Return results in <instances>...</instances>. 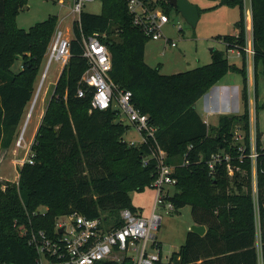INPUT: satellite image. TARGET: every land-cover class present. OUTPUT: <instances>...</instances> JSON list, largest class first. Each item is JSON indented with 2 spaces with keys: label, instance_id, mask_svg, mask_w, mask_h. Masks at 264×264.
<instances>
[{
  "label": "trees",
  "instance_id": "1",
  "mask_svg": "<svg viewBox=\"0 0 264 264\" xmlns=\"http://www.w3.org/2000/svg\"><path fill=\"white\" fill-rule=\"evenodd\" d=\"M166 14L174 8L158 0ZM237 6L236 33L218 38L226 50L211 49V60L181 72L163 74L160 65L147 64L145 44L150 38L133 24L124 0H101L98 14L83 11L80 28L74 26L70 56L53 87L30 144L32 162L18 168V182L0 184V264H35L36 250L28 244L32 230L55 235L56 222L72 213L102 218L107 229L123 224L120 211L132 204L130 192L151 186L158 162L151 154L157 146L150 138L130 145L123 138L129 129L112 107L91 109L92 88L81 81L88 68L82 56L80 32L98 34L110 52L111 80L132 92L131 101L156 128L155 140L166 152L165 163L174 166V211L191 207L192 221L204 225L199 235L188 230L185 242L169 260L157 264H257L254 246L252 171L248 157L240 161L239 144L250 149L244 0H218ZM26 0H0V153L15 144L39 82L57 16L30 26H16L15 16ZM253 63L264 62V0H250ZM238 50L241 65L230 63L227 51ZM21 60L14 73L11 66ZM228 72L242 75L243 113L222 114L216 125L205 123L195 103ZM42 74V73H41ZM78 89L84 91L78 96ZM257 107V106H256ZM238 127L242 141L234 140ZM258 153L256 181L258 214L264 224V141L256 126ZM213 153L230 156L210 173L207 160ZM148 157L147 164L143 163ZM40 207H44L40 211ZM173 211V212H174Z\"/></svg>",
  "mask_w": 264,
  "mask_h": 264
},
{
  "label": "built area",
  "instance_id": "2",
  "mask_svg": "<svg viewBox=\"0 0 264 264\" xmlns=\"http://www.w3.org/2000/svg\"><path fill=\"white\" fill-rule=\"evenodd\" d=\"M95 0H71V33L74 26L80 28L81 13L87 2ZM127 11L133 24L139 26L151 41L163 40L170 47L176 43L166 38L163 34L164 26L169 22L168 14L158 0H124ZM180 30V29H179ZM66 37L63 31L56 29L46 53L45 71L56 60L64 66L70 56L69 46L71 37ZM82 56L87 60L88 68L83 73L81 81L92 88L91 109L104 110L118 105L128 118L129 126L135 128L142 141L150 138L157 146L151 156L158 162L156 177L152 182L155 197L152 211L148 216L141 212H132L122 209L119 213L123 224L115 229H107L102 218H86L80 214L72 213L58 220L55 225V235L48 236L44 230H32L28 237V244L36 250L35 264H157L162 261L161 243L155 236V231L161 223V216L156 213L157 208L166 212L174 211L173 203L166 197L172 195L176 179L173 177L174 166L165 163L166 152L158 147L155 140L156 128L149 123V116L140 112L132 103V92L119 88L110 78L112 69L110 52L98 34L84 35L80 32ZM253 38L250 43L246 41L244 53L246 60L254 55ZM238 55L240 52L235 50ZM84 91L78 89V96H83ZM238 127L234 129V140L242 141ZM133 140L130 145H136ZM22 143V144H21ZM19 147L25 148V142L19 139ZM241 152L240 161L248 157L251 162L252 190L251 196L254 203V220H259L258 190L256 179L257 150L255 134L250 126V149L245 153V147L239 144ZM29 155V156H28ZM30 150L25 161L32 162ZM148 157L143 160L147 164ZM230 156L223 153H213L207 160L210 173L216 165L226 163L229 173L232 167L229 164ZM62 228V232L58 229ZM163 262V261H162Z\"/></svg>",
  "mask_w": 264,
  "mask_h": 264
},
{
  "label": "rangeland",
  "instance_id": "3",
  "mask_svg": "<svg viewBox=\"0 0 264 264\" xmlns=\"http://www.w3.org/2000/svg\"><path fill=\"white\" fill-rule=\"evenodd\" d=\"M188 1L197 6L198 20L196 25L191 26L180 12L172 8L168 14L169 22L163 28L164 36L173 40L176 46L170 47L169 44L160 42L159 46L155 47L151 40L145 44V61L152 67L159 64L161 67L160 72L163 74L181 72L208 63L211 60V49L213 48L225 51V45L220 42L218 37L223 34H230L233 31L234 23L239 18V8L237 6L220 4L218 0ZM249 2L250 0H244L246 8L249 6ZM70 4L71 0H26V4L15 16L14 22L17 27L27 30L30 26L46 19L49 15H56L58 19L56 29L62 30L66 37H70L72 36ZM101 5V0L87 2L84 11L98 14L101 12ZM227 58L230 63L238 65L241 63V57L235 50L227 51ZM45 66L46 57L35 91V94L36 92L37 94L36 96L34 94V99H32L27 110L28 114L32 106L30 115L28 117L24 116L15 144L8 149H3L0 153V184L2 190L5 189L7 182L10 184L18 182V168L22 163L21 160L25 158L29 150V145H27V148L19 147L17 141L21 139L23 144L24 142L28 143L29 138L35 135L40 118L63 68L62 64L56 60L52 61L46 71ZM20 68L21 60L17 59L11 66V70L16 73ZM257 69L254 83L257 90V99L254 95L255 88L252 87L251 89V132L254 136V130L258 126L259 131L262 133V140H264V62L258 64ZM226 79L234 80V82H238L240 87L242 86V75L238 72H228ZM41 82L42 84H39ZM39 85L41 86L39 87ZM201 101V99L196 101L198 110H200ZM231 103L234 108L236 97ZM114 108L119 112L120 120L124 124L130 125L123 110L118 105ZM239 110L241 113L244 110L241 98ZM123 138L128 143L131 140L136 143L142 140L141 134L132 126L125 132ZM14 149L17 150L14 151ZM154 197L155 190L151 186H145L141 191L134 190L130 192L132 204L143 216H148L151 213ZM39 209L43 211L44 207ZM156 213L162 219L159 228L155 231V236L161 243L162 261L166 263L170 255L178 251L180 245L185 242L186 233L190 230L193 222L191 207L185 205L176 212L171 213L166 212L163 208H157Z\"/></svg>",
  "mask_w": 264,
  "mask_h": 264
},
{
  "label": "crops",
  "instance_id": "4",
  "mask_svg": "<svg viewBox=\"0 0 264 264\" xmlns=\"http://www.w3.org/2000/svg\"><path fill=\"white\" fill-rule=\"evenodd\" d=\"M245 8V30H246V41L250 43L252 39V24H251V9H250V2L249 6ZM237 31L233 27V31L231 33H236ZM153 42V46L157 47L159 46L160 42H164L163 40H156V41H151ZM221 42V41H220ZM165 43V42H164ZM222 43V42H221ZM165 45V44H164ZM233 51V50H230ZM242 62V59H241ZM237 66H240L241 63ZM254 63H253V58L248 57L246 60V68H247V92H248V111H249V121H250V126H251V108H252V94H251V89L252 87L255 88V99L256 98V87H255V69H254ZM241 90L242 86L238 84V82H234V80H228L226 79V74L223 76L214 86H212L200 99L201 104H200V110H198V107L195 103V109L201 116L202 120L210 125H216L218 122V118L222 114H235L239 115L242 114L239 110V103H240V98H241ZM234 97H236V105L233 108L232 106V101L234 100ZM204 100V101H203ZM242 100V99H241ZM257 106V104H256ZM217 117V120L215 121V118ZM41 119V118H40ZM258 128V126H257ZM259 130V129H258ZM256 131V130H254ZM255 134V132H254ZM34 139V135H32L28 143H25V148H27V145H29V150H30V143H32ZM261 140H262V133H261ZM264 141V140H262ZM17 149H14V151ZM29 150L26 153V156L29 152ZM26 156L22 161V163L25 161ZM20 163V164H22ZM196 224L192 222V225ZM198 225V224H197ZM205 232H206V227H205ZM205 232L201 235H204ZM200 235V234H199ZM254 246L256 250V255H257V264H264V224H260V220L255 219V240H254Z\"/></svg>",
  "mask_w": 264,
  "mask_h": 264
},
{
  "label": "water",
  "instance_id": "5",
  "mask_svg": "<svg viewBox=\"0 0 264 264\" xmlns=\"http://www.w3.org/2000/svg\"><path fill=\"white\" fill-rule=\"evenodd\" d=\"M165 1L171 6L176 7L178 12L181 13V15L185 18V20L191 26L196 25V22L198 20V9L196 5L190 3L188 0H165ZM39 84H42V82ZM40 86L41 85H39V87ZM30 111H31V108L29 110V113ZM119 122H120V119L115 120V123H119ZM62 230H63L62 228L58 229L59 232H62ZM190 230L201 235L205 232V226L193 224L191 225Z\"/></svg>",
  "mask_w": 264,
  "mask_h": 264
},
{
  "label": "bare ground",
  "instance_id": "6",
  "mask_svg": "<svg viewBox=\"0 0 264 264\" xmlns=\"http://www.w3.org/2000/svg\"><path fill=\"white\" fill-rule=\"evenodd\" d=\"M38 89H39V88H38ZM36 94H37V92H36ZM36 94H35V96H36ZM31 108H32V106H31ZM112 109H113V108H112ZM29 115H30V113L27 114V117H28Z\"/></svg>",
  "mask_w": 264,
  "mask_h": 264
}]
</instances>
